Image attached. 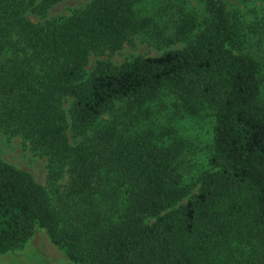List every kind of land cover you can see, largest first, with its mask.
<instances>
[{"label": "trees", "instance_id": "1", "mask_svg": "<svg viewBox=\"0 0 264 264\" xmlns=\"http://www.w3.org/2000/svg\"><path fill=\"white\" fill-rule=\"evenodd\" d=\"M63 1L0 0V136L46 162L42 186L0 160V254L43 230L70 264H264L263 63L225 0H197L201 20L180 10L171 33V0L161 20L136 9L148 0H91L30 21ZM138 37L173 48L87 72ZM163 96L180 118L213 120L193 194L187 141L147 125Z\"/></svg>", "mask_w": 264, "mask_h": 264}, {"label": "rangeland", "instance_id": "2", "mask_svg": "<svg viewBox=\"0 0 264 264\" xmlns=\"http://www.w3.org/2000/svg\"><path fill=\"white\" fill-rule=\"evenodd\" d=\"M91 0H65L52 7L46 16L29 13L30 21L43 23L46 20L69 16L71 12L84 6ZM231 16L244 29L246 34V50L251 51L256 58L263 63L264 75V49L263 45L257 43L262 37L255 33L258 27L257 20L264 12L263 3L259 0H225ZM168 5L167 0H148L136 9L142 15H151L161 20V10ZM168 15L162 17L168 21L169 30L172 32L174 23L177 21V13L182 10L191 12L198 20L204 17L202 5L197 0H171ZM261 41V40H260ZM259 41V42H260ZM261 49H257V47ZM150 44L144 37H138L129 45H125L115 53H105L101 56H90L87 72H90L98 61H108L115 65L122 64L138 56L156 57L172 47H158ZM181 46V45H180ZM264 97V82L261 89ZM174 100L170 96H163L161 100L151 106V115L147 125L153 128H173L181 139L188 143V149L183 153L179 164L181 184L191 190V194L198 189L197 180L199 175L208 168L210 157V146L212 141L213 120L209 112L198 118L176 115L172 108ZM119 114V113H118ZM108 119V116L104 117ZM0 160L6 162L19 170L28 172L40 185H46V162L35 156L29 146L19 138H8L0 136ZM63 179L60 183H64ZM0 264H70L63 253L54 247L47 234L43 230H36L34 236L20 249L0 254Z\"/></svg>", "mask_w": 264, "mask_h": 264}]
</instances>
